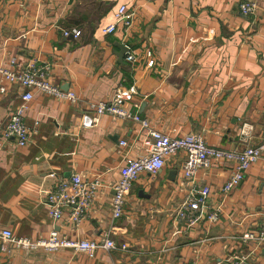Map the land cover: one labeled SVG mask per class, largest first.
Masks as SVG:
<instances>
[{"label":"crops","instance_id":"crops-1","mask_svg":"<svg viewBox=\"0 0 264 264\" xmlns=\"http://www.w3.org/2000/svg\"><path fill=\"white\" fill-rule=\"evenodd\" d=\"M242 1L0 0V63L15 58L17 70L31 59L48 64L49 80L78 97L71 102L35 91L24 112L30 141L4 140L0 148V264H233L241 256L246 264H264V242L241 239L262 222L264 151L227 195L233 162L199 168L198 184L211 188L209 208L196 211L191 222L176 217L189 191L183 186L187 152L180 150L157 174L139 175L115 219L113 186L127 158L148 153L147 129L108 112L98 115L89 105L110 102L119 88L135 84L125 106L153 129L172 137L200 133L226 150L264 144V1L249 16L239 8ZM123 4L133 13L129 28L116 22ZM114 23L116 30L105 33ZM74 27L81 36L64 34ZM129 52L135 61L127 60ZM0 86L6 88L1 140L25 88L1 79ZM85 115L98 121L86 126ZM77 173L101 185L79 222L70 220L74 206L54 221L47 192ZM216 208L220 218L210 222L207 214ZM54 228L79 240L108 233L115 248L99 247L92 257L70 248L26 251L1 235L9 229L38 239Z\"/></svg>","mask_w":264,"mask_h":264},{"label":"built area","instance_id":"built-area-1","mask_svg":"<svg viewBox=\"0 0 264 264\" xmlns=\"http://www.w3.org/2000/svg\"><path fill=\"white\" fill-rule=\"evenodd\" d=\"M260 1L264 0H243L239 4V8L244 15H253ZM132 15L133 13L129 12L128 7L123 4L115 14L116 22H122L124 26L129 28L132 25ZM116 27V23L111 24L104 29V32L113 33ZM64 34L66 36L73 35L77 38L81 36L82 30L74 27L64 30ZM127 60L135 61L136 57L129 52ZM150 63H153V60H150ZM16 66L17 60L15 58L9 64L0 63V79L2 81L18 83L25 88L22 94L21 104L16 108L9 122L3 128L0 148L3 146L4 140L14 139L19 146H24L30 141L33 129L25 123L24 112L28 108L29 101L34 98L35 91L53 94L71 102L78 100L75 92L63 91L49 80L50 66L48 64L42 65L38 60L31 59L20 70H17ZM5 90V86H0L1 93L5 92ZM136 93L137 86L133 84L129 88H119L110 102H90L89 104L90 108L96 111L98 115L108 112L117 118L132 119L140 122L147 129L144 142L148 146V153L127 158L121 168V177L113 186V217L119 219L123 216L127 194L133 182L142 172H148L151 175L157 174L165 166L168 157L176 154L180 150H185L187 152V159L184 163L183 170L187 180L183 182V186L189 187V191L185 200L176 211V217L180 220L189 219L193 222L196 211L209 208L208 198L211 194L210 186H200L197 182L199 168H208L212 161L233 162V172L223 187V193L227 195L241 183L249 167L260 159L264 151V144L259 146H246L243 150H226L208 144L204 136L200 133L190 132L177 137L169 136L149 127L147 118L126 108V102L132 100ZM97 121L98 117H92L90 115H85L83 119V123L86 126H91ZM37 125L38 122H35V128ZM121 143L125 145L126 141H122ZM100 185L98 180L91 182L84 181L82 175L79 173L74 174L70 180L60 181L55 189L47 192L46 202L50 206V217L54 221H57L63 217L66 207L74 206L70 220L76 223L79 222ZM219 218L220 208L209 211L207 214V219L210 222H217ZM1 235L5 240L13 241L17 247L26 251L38 248H44L48 251L70 248L74 252H83L92 257L94 256L95 250L99 247L106 249L115 248V242L109 237L108 233L101 240L71 239L61 234L57 228L52 229L49 236L38 239L16 237L9 229L3 230ZM241 239L245 241L254 240L258 243L264 242V210L262 212V222L259 229L256 232L245 233L241 236ZM246 261L247 257L241 256L233 264H246Z\"/></svg>","mask_w":264,"mask_h":264},{"label":"water","instance_id":"water-1","mask_svg":"<svg viewBox=\"0 0 264 264\" xmlns=\"http://www.w3.org/2000/svg\"><path fill=\"white\" fill-rule=\"evenodd\" d=\"M126 48L129 50V47L128 46H126Z\"/></svg>","mask_w":264,"mask_h":264}]
</instances>
